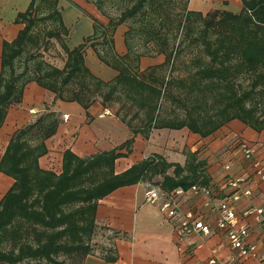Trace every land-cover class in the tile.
Listing matches in <instances>:
<instances>
[{
	"label": "trees",
	"instance_id": "16d2710c",
	"mask_svg": "<svg viewBox=\"0 0 264 264\" xmlns=\"http://www.w3.org/2000/svg\"><path fill=\"white\" fill-rule=\"evenodd\" d=\"M182 1H187V9L179 15L182 19L178 27L198 28V39L211 59L191 76L188 93L198 101L190 105L183 102L184 117H161L158 109L165 94L161 88L165 77L157 70L166 64L172 69L178 52V46H170V26L163 22L169 15L160 9L175 4V0H133L118 19L109 18L103 24L95 20L94 33L74 47L68 43L70 28L64 21L60 0H31L16 17L24 27L14 40L3 42L0 127L8 109L22 102L27 84L36 82L54 93L55 99L79 102L85 109L95 102L105 105L110 99L125 96L135 112L132 120L120 117L135 135L146 138L154 129L184 127L207 137L233 119L264 130V0H242L240 13L215 11L205 15L190 10L189 0ZM127 19L142 24L125 30L127 52L112 56L113 36ZM156 37L157 50L151 44ZM54 39L65 52L62 67L42 54ZM96 44L108 48L102 53ZM89 45L99 59L118 71L113 79L104 80L88 66ZM159 54L165 56L163 63L141 70L142 57ZM199 62L197 59L196 65ZM244 74L252 77L247 86L237 83ZM210 96L213 102L207 100ZM59 124V114L51 111L17 130L0 161V171L15 180L0 201V264H82L95 252L91 241L102 230L96 219L99 201L115 189L140 182L154 184L158 175L163 176L158 185L169 192L210 183L207 161L200 158L198 150L189 148L184 149V165L152 154L116 173V160L131 152L134 137L118 148L88 157L67 148L60 171L42 168L39 159L48 152L46 141ZM125 146L127 153L118 151ZM171 168L173 175L168 174ZM115 237L114 233L106 239L111 243ZM115 258L112 256V260Z\"/></svg>",
	"mask_w": 264,
	"mask_h": 264
},
{
	"label": "crops",
	"instance_id": "0c3cea01",
	"mask_svg": "<svg viewBox=\"0 0 264 264\" xmlns=\"http://www.w3.org/2000/svg\"><path fill=\"white\" fill-rule=\"evenodd\" d=\"M30 2L31 0H0V68L3 42L12 41L18 36L24 24L16 22V17L19 12L28 8ZM63 4L68 6V11L74 13L71 23L63 14L64 21L70 28V35L73 28L71 26H77L80 41L84 42L86 37L94 33L96 19L92 14L96 16L95 6L87 0H60L61 8ZM240 8H243L242 0H189V9L204 15L215 11L239 13ZM78 9L86 15L81 23H78L81 19ZM125 30L122 35L116 30L112 56L119 57L127 52ZM100 41L102 39L98 40ZM96 46L99 52L108 48L98 44ZM89 50L93 57L87 60ZM145 60L146 64H143ZM153 60L156 61L150 63ZM164 60L163 54L142 57L141 70L161 64ZM86 62L96 75L106 81L118 74L116 69L98 58L91 45L86 48ZM51 111L59 114L60 124L57 132L46 141L48 152L39 159L42 168L60 171L63 153L67 148L80 157H88L118 148L132 137V150L116 160V173L127 170L152 154L162 155L168 162L184 165V149L198 150L200 158L207 161L210 176L207 187L217 200L237 189L229 182L237 178L242 181L239 183L241 188L253 190L252 196L243 195L237 202V220L239 225L250 229L249 241L259 243L260 250H264L263 227L255 213L256 208H264V181L255 175L238 145L239 140L247 141L254 147L256 155L264 160V130L257 131L243 121L233 119L207 137L184 127L173 137L163 132L165 128H162L163 131L158 134L156 131L160 129H154L150 137L146 138L142 134L135 135L108 102L105 105L103 102H95L89 109H85L79 102L55 99L54 93L36 82H30L25 88L22 102L8 109L5 121L0 127V161L17 130L34 123L43 114ZM65 115L68 116L67 120ZM127 148L125 146L118 151L127 153ZM228 163L231 166L227 170L225 165ZM168 174L173 175L174 168L169 169ZM162 180L163 176L158 175L154 178V184L140 182L121 186L100 199L96 212L99 228L106 230L108 236L115 233L116 237L111 243L108 238V243L101 249L95 248V252L88 254L82 264H209L211 258H216L217 264H230L237 252L231 248L228 236L223 230L214 229L208 235L196 230L184 235L178 234L179 222L187 214H191L192 220L216 225L218 214L205 205L207 196L202 192L195 194L190 188L185 189V193L178 197L177 215L170 218L160 208L169 193L158 185ZM14 182L13 177L0 171V201ZM152 187L160 191V199L156 204L146 201V191ZM112 256L116 258L112 260ZM241 264L262 263L255 258H244Z\"/></svg>",
	"mask_w": 264,
	"mask_h": 264
},
{
	"label": "rangeland",
	"instance_id": "374dc122",
	"mask_svg": "<svg viewBox=\"0 0 264 264\" xmlns=\"http://www.w3.org/2000/svg\"><path fill=\"white\" fill-rule=\"evenodd\" d=\"M88 2L94 5L96 8V16H94V14H92V16L102 24L107 23L109 18L118 19L124 10L133 5V0H89ZM67 8L68 6H65V4H63V7L61 9L65 16V19L70 22V20L74 19V13L68 11ZM186 9L187 1L183 3L182 0H175V4L171 2L170 6L164 9H160V11L164 12V14L169 15V17H166L167 15L165 16L163 22L166 25L170 26V31L168 32L171 37L170 46L171 44L174 45V47L178 46V52L175 57L173 68L171 69V66L166 64L163 66V68L157 70V73L165 77L164 81L161 82V88L165 94L158 108L160 110L161 117L163 116L169 118L176 116H185L183 102H188L190 105V102L198 101L196 97H190L188 93L189 84L192 79L191 76L197 70L198 66L207 65L211 60L210 55H208L205 51L204 44L201 42V39H198V28H195L194 26V29L190 30L187 25L185 26V28L178 27V23L180 19H182V17L179 15H182L183 13L185 14ZM241 9L243 8H240L238 10L239 13L242 11ZM78 10V15L81 18L78 23H81L86 15L80 9ZM181 12L183 13L181 14ZM149 13H152V11H150ZM135 21L136 20L134 19H127L124 24L118 27V34L122 35L124 29H127L130 26H141L142 23L140 21ZM71 27L73 28L71 29L72 31L68 43L70 46L74 47L75 45H79V43H81V36L80 33H77L79 30L77 26L72 25ZM163 33L164 31L162 29V34ZM176 33L178 34L177 38L175 36ZM135 39V41H138L137 37ZM157 40L158 37H156L154 43H151L153 46H155L156 50L159 46V42ZM140 48L143 49L142 43L140 44ZM42 54L46 60L50 61L54 65L62 66L64 64L63 59L65 57L63 58V56H65V52L55 39L51 41L49 47L46 50H42ZM91 57H93V53L91 50H89V52L87 53V60H89ZM197 59H199L200 62L196 65ZM155 61L156 60L150 61V63H153ZM143 64H146V60L145 62H143ZM240 77L237 80V83L242 82L244 86H247L249 81L252 80V77H250L249 74H244ZM207 100L209 102L214 101L213 97L211 96L208 97ZM108 103L121 117L127 120L133 119L135 106L130 105V101L125 96L121 98L110 99L108 100ZM181 130L182 128H165V131H163L162 129L157 130L156 134L163 131L165 133L167 132L168 135L173 137L176 136ZM104 232L105 231L98 230L93 236L91 244L94 245L96 249H101L102 246H105L108 243V240L106 239L107 232Z\"/></svg>",
	"mask_w": 264,
	"mask_h": 264
},
{
	"label": "built area",
	"instance_id": "2783aa9c",
	"mask_svg": "<svg viewBox=\"0 0 264 264\" xmlns=\"http://www.w3.org/2000/svg\"><path fill=\"white\" fill-rule=\"evenodd\" d=\"M65 120L68 119V116H64ZM239 149L241 150L244 158L251 165L255 175L261 180L264 181V160L260 159L256 155L254 147L245 140L238 141ZM231 164L228 163L225 165V168L228 170ZM237 189L223 198L217 200L213 196L211 190L207 186H198L193 185L190 189L198 194L200 192L204 193L207 196L206 204L212 210L216 211L218 214L217 223L215 226H211L208 223L192 220L191 214H187L179 222L178 225V234L184 235L185 233L191 231H198L204 235L211 234L214 229H220L227 234L229 243L232 249L236 250L237 255L231 259L230 264H241L242 259L244 258H255L260 263L264 264V250H260L259 243H254L249 241L250 229L245 225H239L237 220L236 205L237 202L241 199L243 195L252 196L253 190L251 188H241L239 183L241 179L237 178L235 180L229 181ZM185 193V189L179 187L170 191L166 195V199L160 204L161 210L167 214L170 218H173L177 215V209L179 207L178 197ZM146 201L150 203H158L160 199V191L157 188H150L146 191ZM257 219L261 222L264 233V208L259 207L255 209ZM262 242L264 245V234L262 237ZM218 260L216 258H211L209 264H217Z\"/></svg>",
	"mask_w": 264,
	"mask_h": 264
}]
</instances>
